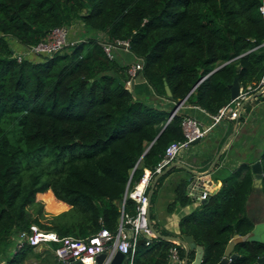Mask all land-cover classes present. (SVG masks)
Here are the masks:
<instances>
[{
    "label": "trees",
    "instance_id": "16d2710c",
    "mask_svg": "<svg viewBox=\"0 0 264 264\" xmlns=\"http://www.w3.org/2000/svg\"><path fill=\"white\" fill-rule=\"evenodd\" d=\"M261 1L0 0V245L32 224L75 238L102 228L116 232L122 213L136 212L126 189L144 170L154 169L167 145L183 139L184 114L167 122L172 107L158 108L133 95L126 86L128 63L118 56L109 59L99 37L21 61L14 51L37 44L59 26L78 35L97 32L108 41L128 39L131 55L143 61L140 74L156 96L176 103L187 97V104L216 114L230 102L234 78L246 87L264 72ZM69 37L78 39L72 31ZM258 161L259 186H254L250 163H241L224 172L206 203L181 218L180 234L203 249L201 264H217L235 235L243 238L228 264H253L264 256V241L245 239L254 228L248 199L255 190L264 199V141ZM177 168L157 179L150 197L157 237L140 238L133 257L126 255L122 264L168 263L173 243L165 237L174 235L156 228L152 206L157 186ZM188 183L186 177L179 179L168 212L190 204ZM37 199L51 206L62 202L76 215L43 221V206L35 214L29 209ZM178 249L184 260V247ZM33 250L26 246L13 252L5 264H21L46 249ZM194 257L195 250L189 251L187 264Z\"/></svg>",
    "mask_w": 264,
    "mask_h": 264
},
{
    "label": "built area",
    "instance_id": "2783aa9c",
    "mask_svg": "<svg viewBox=\"0 0 264 264\" xmlns=\"http://www.w3.org/2000/svg\"><path fill=\"white\" fill-rule=\"evenodd\" d=\"M259 11L264 17V0L261 1ZM73 29H75V27ZM70 31H72L71 28L66 26H59L51 29L37 44L22 47L14 51L17 60L21 61L24 57L29 55L35 57L50 56L66 47L75 45L79 42V39H70ZM104 38L105 37L99 36L102 49L109 59L116 58L119 52L131 54L130 41L128 39H112L108 41L102 40ZM127 65L128 79L126 80V86L131 87L137 72L140 73L142 70L143 61L135 58ZM258 95L264 96V72L259 81L253 85H248L246 87L240 86L237 96L220 108L216 114H209L198 106H194L209 115L210 123L207 125L203 124L197 118L188 115L182 118L181 128L183 139L171 142L167 145L162 158L157 162L154 169L144 170L141 178L133 188H127L125 198L128 197L135 201L136 212L134 216H127L122 213L116 232H111L106 228H102L89 237L75 238L71 236H60L56 232L46 231L32 224L28 231L23 230L11 236L12 241L15 243L14 252L21 251L26 246H31L33 248L40 246L44 247L47 243L53 242L58 244L53 251V255L57 258L56 260L58 263H73L80 261L82 264H86L87 260H89L90 264H97L95 260L96 256L101 253H106L103 264H109L117 251H120L124 255L129 254L133 257L140 238L152 239L157 237L155 230L152 228V221L150 219L149 190L154 179L171 166L180 153L191 146L192 141L196 139L201 140L214 126L220 124L225 119H238L245 102ZM186 99L187 97L177 103L171 102L173 109L167 122L177 113H181V110L185 107V104H187ZM198 181H200V178L197 177L191 180L190 185L188 184L186 188V194L191 200L201 204V201L208 200L214 194L215 190L213 189L214 187H211V183L206 184L205 188H198ZM170 241L173 243V246L169 249L168 260L175 261L177 264H183V259L180 257L178 249V246L181 244L176 239H170ZM44 248L47 249L46 247Z\"/></svg>",
    "mask_w": 264,
    "mask_h": 264
},
{
    "label": "crops",
    "instance_id": "0c3cea01",
    "mask_svg": "<svg viewBox=\"0 0 264 264\" xmlns=\"http://www.w3.org/2000/svg\"><path fill=\"white\" fill-rule=\"evenodd\" d=\"M98 34L99 33H97V35ZM100 35L101 37H104L102 34ZM103 40H105V38ZM117 56L119 57V61L124 63H130L134 59L131 54V57H129L127 53L122 52H119ZM141 77L142 75L140 74V77L138 76L136 78L134 84L132 81L131 90L134 91L136 97L143 101H148L149 104L155 107L171 109V102L163 97L156 96L146 84V81L144 79L142 80ZM181 113L184 114V116H193L203 124L207 125L210 123L209 115L193 105L185 104ZM263 141L264 96L261 95V98L254 96L245 102L238 119L223 120V122L214 126L197 144L191 145L180 153V155L172 163L176 164L175 167H178L171 173L173 180L169 183V186L162 191V194L159 193V199H162L164 192L167 191L171 195L170 202H172L175 196L174 188L179 179L182 177H186L189 180V185L191 180H194L195 177L200 178V181L197 183L198 188H205L206 184L211 183V187H214V192H217L221 186L220 179L224 172L228 174L239 164L244 162H248L252 165L258 161L259 154L263 147ZM171 174L165 176L164 180L166 183L168 182V178ZM257 192L258 191L255 190L251 193V195ZM167 206L166 215L161 219L155 220L157 223H160L159 226L164 227L165 230L168 229V227L174 228V231L169 230L168 232L171 231L173 233H179L180 217L187 212H184L183 209L192 211L193 206L191 207L190 204L178 208L175 206V211L172 210L171 212L167 211ZM248 237L256 239L254 238V234H252V232L245 238Z\"/></svg>",
    "mask_w": 264,
    "mask_h": 264
},
{
    "label": "rangeland",
    "instance_id": "374dc122",
    "mask_svg": "<svg viewBox=\"0 0 264 264\" xmlns=\"http://www.w3.org/2000/svg\"><path fill=\"white\" fill-rule=\"evenodd\" d=\"M78 28H76L77 30ZM80 30V29H79ZM84 30V29H82ZM71 32V31H70ZM75 34V36H78V39H83L84 37H99L101 36L100 34L97 35V33L95 32H83V34H79L81 35V37L78 35V31H74L72 30V35ZM89 36V37H88ZM70 39H72L70 37ZM245 109V108H244ZM244 111V110H243ZM172 174L169 176L168 178V182L166 183V181L164 179H162V181L160 182V184L157 186L156 188V196H155V200L152 206V212L154 214V219L153 222H155L156 228L158 230H164L165 232L174 235L176 237L181 236L180 232L179 233H173V232H168L169 230L174 231V228H170L168 227V229H164V227H160V223H157L155 219H161L163 218L166 214V206L167 204L171 201V195L166 191L163 194L162 199H159V193L162 194V191L166 189V187L169 186V183L172 182L173 177H171ZM40 196V195H39ZM61 203V204H60ZM43 204V205H42ZM191 207L194 209H197L200 207L199 202L196 201H191L190 202ZM43 206V209H41V218L43 221H45L44 219H51V221H67L69 219H71L72 217H74L76 215L75 210L71 207H69L68 205L62 203V202H57L54 201V204L51 205H47L44 202L40 203L37 199V201H34L29 209L35 214L36 212H38L40 210V208ZM178 207H182L181 205H176V208ZM190 207V208H191ZM247 215L250 217V219L255 222V226L252 230V234H254V238H256V240H260V241H264V199L262 197V195L257 192L251 195V197L249 198L248 201V205H247ZM175 208V209H176ZM175 209H173L175 211ZM192 210V211H193ZM183 211H187L185 212L181 217H184L185 215L189 214L192 211H188V210H184ZM156 215V217H155ZM179 220V222H180ZM160 222H162L161 220H159ZM163 223V222H162ZM253 237V236H252ZM58 246L57 243H47L44 247H46L47 249L45 250V252L41 255V256H34V255H29L25 258V260H23L21 262V264H39V263H46V264H52L53 262H57V258L53 255V251L54 249ZM181 246V245H180ZM43 246L40 247H36L34 248V252L36 253H40L44 251ZM15 250V243L12 241L11 237H10V241L3 243L0 245V264H5L6 260L9 261V259H11V257L13 256V252ZM42 261V262H41ZM167 264H177V262L175 261H168Z\"/></svg>",
    "mask_w": 264,
    "mask_h": 264
},
{
    "label": "water",
    "instance_id": "95a60500",
    "mask_svg": "<svg viewBox=\"0 0 264 264\" xmlns=\"http://www.w3.org/2000/svg\"><path fill=\"white\" fill-rule=\"evenodd\" d=\"M219 67L215 68L213 71L217 70ZM238 69H239V67H237V70ZM138 76L140 77V73L139 72H137L136 77L133 80V84H134V81H136V78ZM141 79L143 80L144 78L141 77ZM239 87H240V85H239L238 79L237 78H234L233 83L229 86L231 99H233V98H235L237 96ZM165 90H166V94L168 96H170L171 95V92H170V90H169V88H168L167 85H165ZM132 94L133 95L135 94L134 91H132ZM199 141H200L199 139H196V140H194V141L191 142V145H195ZM175 165L176 164H171V166H169L165 171H163L162 174H164L165 172H167L168 170H170ZM251 171H252V174L254 176V186L257 187V186L260 185L261 176H262V168H261V164H260L259 161H256L255 163H253L251 165ZM162 174H160L159 176H157L154 179V181H153V183L151 185V188L149 190V197H151V195H152V191H153V189L155 187V184H156L157 179ZM126 191H127V189H126ZM206 202H207V200H202L201 201V204H204ZM165 238L168 239V240H170V239H176L184 247V249H185V256H184L183 264H187L188 253L191 250H195V257H194V259L192 260V262L190 264H201V260H202V256H203V249H202L201 246H197L194 243V241H193V239H192L191 236L181 235L180 237H165ZM245 239L246 240H249V239H252V238H249L248 237V238H245ZM241 240H242V238L240 236L235 235L233 237V239H231L230 242L227 244L226 249H225V252H224V256H223V258L217 264H228L234 257H236L237 255L235 253H233V248H234V245L237 242L241 241ZM105 257H106V253H101V254L97 255L96 258H95L96 263L97 264H103V261H104ZM125 258H126V255H124L120 251H117L114 254V256L112 257V259L109 262V264H122L123 261L125 260ZM262 263H264V256L258 258L256 260V262H254L253 264H262ZM39 264H44V263H39ZM59 264H82V263L80 261H76V262H73V263L62 262V263H59Z\"/></svg>",
    "mask_w": 264,
    "mask_h": 264
},
{
    "label": "bare ground",
    "instance_id": "6f19581e",
    "mask_svg": "<svg viewBox=\"0 0 264 264\" xmlns=\"http://www.w3.org/2000/svg\"><path fill=\"white\" fill-rule=\"evenodd\" d=\"M86 264H90V261H89V260H87Z\"/></svg>",
    "mask_w": 264,
    "mask_h": 264
}]
</instances>
